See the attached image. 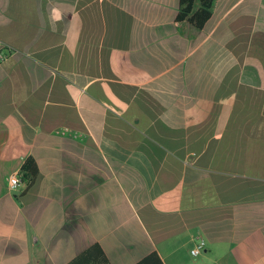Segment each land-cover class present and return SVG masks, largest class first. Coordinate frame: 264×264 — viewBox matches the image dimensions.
Here are the masks:
<instances>
[{
  "label": "crops",
  "instance_id": "1",
  "mask_svg": "<svg viewBox=\"0 0 264 264\" xmlns=\"http://www.w3.org/2000/svg\"><path fill=\"white\" fill-rule=\"evenodd\" d=\"M179 10L0 0V264H264V0Z\"/></svg>",
  "mask_w": 264,
  "mask_h": 264
},
{
  "label": "trees",
  "instance_id": "2",
  "mask_svg": "<svg viewBox=\"0 0 264 264\" xmlns=\"http://www.w3.org/2000/svg\"><path fill=\"white\" fill-rule=\"evenodd\" d=\"M197 0H180V10L177 21H187L197 29H202L211 19L212 9L215 0H199V8L196 9ZM39 173L36 161L29 158L21 168L20 175L27 185H32ZM70 264H110L105 252L99 245L91 247L89 250L75 258ZM138 264H163L157 253H152Z\"/></svg>",
  "mask_w": 264,
  "mask_h": 264
},
{
  "label": "built area",
  "instance_id": "3",
  "mask_svg": "<svg viewBox=\"0 0 264 264\" xmlns=\"http://www.w3.org/2000/svg\"><path fill=\"white\" fill-rule=\"evenodd\" d=\"M3 59V55L0 53V60ZM61 135H73V133H71L69 130H62L59 132ZM76 137V136H74ZM27 183L24 182L22 180V177L20 175V173H17V174H14L12 175L10 178H9V186L11 189L13 190H17L19 189L20 187H23V186H26ZM205 247V240L201 237H199L196 241V246L195 248L192 250V255L194 257H197L199 256L201 253H202V250L204 249Z\"/></svg>",
  "mask_w": 264,
  "mask_h": 264
}]
</instances>
